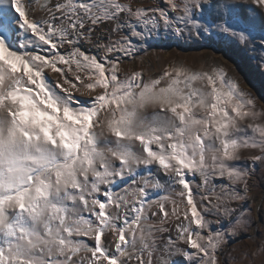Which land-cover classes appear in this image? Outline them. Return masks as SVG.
I'll return each mask as SVG.
<instances>
[{
    "label": "snow or ice",
    "instance_id": "1",
    "mask_svg": "<svg viewBox=\"0 0 264 264\" xmlns=\"http://www.w3.org/2000/svg\"><path fill=\"white\" fill-rule=\"evenodd\" d=\"M164 3L0 0V264H153L156 253L157 264H225L229 238L250 226V210L233 220L230 201L249 198L256 162L264 166V125L249 123L251 136L241 127L264 115L255 101L207 61L173 62L147 80L151 65H122L169 36L221 34L252 51L258 42L264 64V20L241 0ZM253 3L264 11V0ZM245 149L260 154L242 167ZM170 218L180 221L175 239L158 238Z\"/></svg>",
    "mask_w": 264,
    "mask_h": 264
},
{
    "label": "rangeland",
    "instance_id": "2",
    "mask_svg": "<svg viewBox=\"0 0 264 264\" xmlns=\"http://www.w3.org/2000/svg\"><path fill=\"white\" fill-rule=\"evenodd\" d=\"M25 2H33V0H25ZM57 0H51L54 5ZM138 3L145 7L150 8L154 6H159L161 8H167L164 0H138ZM241 7L245 9H250L248 15L255 16L257 21L264 20V11L259 7H256L253 0H241ZM172 15V13H169ZM31 15L34 19H39L45 15L44 12L39 10L37 5H33V10ZM103 27V26H102ZM95 39V36L93 37ZM106 38V37H105ZM115 38V37H113ZM79 47L88 52L91 51L100 54V50L93 47L92 45L80 42ZM260 44L256 43V51L250 50L248 46H241L237 41L231 37H225L222 34L218 37H208L204 36L198 39L196 36L189 38L187 35L184 39H179L173 36H169L167 39H161L159 43L154 44L153 48H150L148 54L143 56V61L135 60L128 61L125 58V63L122 67L125 70L133 69L139 70L141 68H151L145 72L144 79L147 80L149 77H158L164 67L170 63H184L186 66L199 69L201 65L207 61L208 63H214L227 72V75L235 80L240 88V90L246 93L255 101V110L260 113H264V64L261 63L262 56L259 51ZM163 50H160V49ZM155 49V50H153ZM68 50V45L65 44L63 48L60 49L61 52ZM140 55H143L141 53ZM48 79L55 81L57 76L47 72ZM121 74V78H122ZM70 80L74 79L72 76L68 77ZM73 95L81 101L89 100L90 97L87 95H81L78 92H73ZM152 109H148L150 113ZM249 123H259L264 125V115H261L257 120H245L241 123V127L247 130V135H252L251 129L247 126ZM259 151L255 149H245L242 150L241 160L237 163L242 167H247L252 162L248 159L251 156L259 155ZM155 170V169H153ZM161 178L162 174H161ZM216 184L225 183L227 181H221L216 179L213 181ZM200 183V177H195L194 189L200 193V190L196 188V185ZM250 193L249 198L243 202L230 201L231 207L238 210L236 214L233 215L232 219L235 220L236 215L239 214V210L248 209L250 214L245 215V219L250 221V226L246 229H241L237 236L230 237L229 242L226 245V251L221 256V259L225 264H264V166H261L259 162H256L255 171L253 172L252 179L249 181ZM237 189L241 186L237 185ZM149 191H152L149 189ZM219 192V189H217ZM156 194V193H154ZM163 195L164 193H159ZM201 195L203 193H200ZM198 204H203L208 206L207 200H198ZM171 204H166V208L171 212ZM153 211L159 212L158 207H153ZM87 215V213L85 214ZM204 215L212 221V228L215 229L218 225L215 221L218 219L217 216L210 212H204ZM161 216H150V222L159 224ZM183 217L181 216V220ZM223 226L228 227V222L223 217H219ZM180 223L179 220L170 218L167 223L163 226L169 228L170 231L165 233L157 232L155 235L163 238L171 236L175 239V225ZM195 226H193L194 228ZM207 234L206 232L204 233ZM90 245L94 242L91 240L87 241ZM159 243L162 246L163 241L160 240ZM181 248H185L189 252L194 250L188 249L186 244H180ZM228 253L231 255L229 256ZM246 254V255H245ZM160 253H156L153 256V264H157V256ZM235 258L234 260L232 258ZM176 260H183L182 257H173ZM186 264V262H184Z\"/></svg>",
    "mask_w": 264,
    "mask_h": 264
},
{
    "label": "bare ground",
    "instance_id": "3",
    "mask_svg": "<svg viewBox=\"0 0 264 264\" xmlns=\"http://www.w3.org/2000/svg\"><path fill=\"white\" fill-rule=\"evenodd\" d=\"M39 7V6H38ZM40 10V9H39ZM42 12V11H41ZM50 72V71H49ZM51 74H54L55 76H57L58 75V73H51Z\"/></svg>",
    "mask_w": 264,
    "mask_h": 264
}]
</instances>
